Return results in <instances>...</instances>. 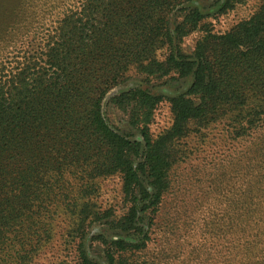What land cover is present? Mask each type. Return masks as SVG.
I'll return each mask as SVG.
<instances>
[{"label":"trees","instance_id":"16d2710c","mask_svg":"<svg viewBox=\"0 0 264 264\" xmlns=\"http://www.w3.org/2000/svg\"><path fill=\"white\" fill-rule=\"evenodd\" d=\"M194 1L60 0L62 12L38 48H20L24 25L0 39V257L29 263L61 208L73 219L77 264H98L83 242L95 221L110 233L95 236L106 264H136L130 258L148 247L172 190L178 144L218 125L223 144L246 148L251 161L233 165L231 191L209 205L203 225L219 259L209 255L204 264H264V0L224 32ZM244 2L215 0L212 17ZM195 32L189 50L184 41ZM16 45L15 54L1 56ZM131 77L135 84L105 101ZM155 81L187 85L169 94L154 91ZM163 101L173 122L153 136L149 125ZM108 105L127 113L128 131L109 123ZM113 175L126 207L119 216L92 202L97 180ZM195 175L193 186L202 178ZM17 231L19 249L11 252L3 238Z\"/></svg>","mask_w":264,"mask_h":264},{"label":"rangeland","instance_id":"374dc122","mask_svg":"<svg viewBox=\"0 0 264 264\" xmlns=\"http://www.w3.org/2000/svg\"><path fill=\"white\" fill-rule=\"evenodd\" d=\"M70 1L66 0L65 4L73 2ZM59 2L60 0H0V39L8 36L9 28L24 25L28 27L29 32L25 37H21L20 48L23 50L38 48L41 43L40 39L45 34L44 30L48 26H52L58 18L59 12H62L61 6L63 4H57ZM69 4L68 6H70ZM258 4V0H245L243 4L236 6L231 11L213 18L212 14L216 7L215 0L194 1V5L207 14V23L217 32L227 31L236 23L247 19ZM20 13L21 18L19 17ZM198 37L199 33L195 32L185 39L184 43L187 49L192 48ZM18 48L17 45L10 46L3 50L1 56H12ZM159 56L161 55L159 54ZM161 83L162 81H155L150 85L154 91H163L169 94L183 91L187 85L186 83L182 85L174 82L163 86ZM133 84H135V80L131 77L124 85L110 90L105 101H108L109 97L123 88ZM105 113L113 127L120 131H128L126 112L108 105L105 108ZM172 122L173 115L170 105L167 101H163L154 111L149 125L150 132L153 136H157L169 129ZM200 133H192L188 139L180 141L178 144L177 148L181 149L182 156L171 172L172 190L165 196L155 218L153 227L155 231L148 247L139 254H134L130 258L131 263L204 264L207 263L209 255L214 259L216 258L218 262L219 257L215 253L217 240L210 233H205L203 223L207 219V213L210 210L209 205L214 204L216 196L223 197L224 192L231 191L228 184L234 181L229 173L233 169V165L239 163L244 166L251 160L242 156L246 152V148L239 152L241 148L236 147L235 144L230 145L234 147L231 150L227 148L229 146L223 144L224 137L221 134L220 126L216 125L203 129ZM132 134L137 137L135 131H132ZM191 151L193 153H190ZM199 172L202 178L193 186V178H197L195 174ZM211 173H217V175L214 177ZM225 173L228 175H223ZM96 187L97 191L93 195L92 202L97 205L100 211L111 209L116 216L125 211L126 207L121 193V179L118 175L98 179ZM178 188L180 190H177ZM219 189H221V195L216 193ZM53 216L55 222L50 238L44 246L42 245L34 251L29 263H15L12 257H0V264H77L76 243L72 240V236L76 238V233L72 232L74 227L72 216L65 213L61 208L56 209ZM19 234L17 231L16 235H6L3 238L4 247L6 246V249L11 252L19 249V244L16 245V242L18 243L21 239ZM97 234L110 237V233L105 231V227L100 222L95 221L89 224L83 235L84 249L89 259L98 264H106L104 246L100 239L95 238ZM81 236L79 237L81 238Z\"/></svg>","mask_w":264,"mask_h":264}]
</instances>
